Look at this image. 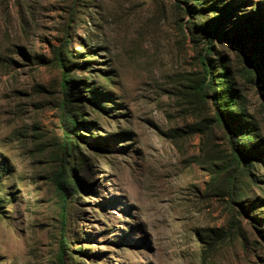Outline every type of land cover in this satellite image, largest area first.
Masks as SVG:
<instances>
[{
    "label": "rangeland",
    "instance_id": "rangeland-1",
    "mask_svg": "<svg viewBox=\"0 0 264 264\" xmlns=\"http://www.w3.org/2000/svg\"><path fill=\"white\" fill-rule=\"evenodd\" d=\"M263 26L264 0H0V264H264Z\"/></svg>",
    "mask_w": 264,
    "mask_h": 264
},
{
    "label": "trees",
    "instance_id": "trees-1",
    "mask_svg": "<svg viewBox=\"0 0 264 264\" xmlns=\"http://www.w3.org/2000/svg\"><path fill=\"white\" fill-rule=\"evenodd\" d=\"M259 30L260 31L257 30L255 33L251 32V36L253 38H257L256 37L257 33H264V26L261 29H259ZM241 40L243 41L242 37L235 39V41H237L238 44H240L239 42ZM213 46H214V43H213L212 40L207 42V49H208V51H210V53L214 51V47ZM251 48L252 49L249 50V51H251L250 53H249V51H247V53H248L247 59H246L247 64L253 71L255 70L257 72L258 79H260V77H259L260 75L264 79V41L256 42ZM254 54H258V55H254ZM263 89H264V86H263ZM230 91H231V89H230ZM230 91H227V97L215 98L214 99V105L216 107L220 106V107L223 108V105H222L223 99L228 100L227 98L233 97L232 94H234V91H231V92ZM67 103H68V101L66 100L60 106V109H61V111H60L61 112V121H62V124H63L64 129H65L66 140H65V142L63 144V147H62V149H63V158H62L63 171L61 172V176L58 178V181H57V187L60 190L61 197L63 199V203L66 202L67 196L69 194L68 185H67V183H65V181L63 179V177L65 178L66 175H67L65 165H67L68 157H69L68 140H69V135L71 134L70 130H69V124L71 125V124H76L77 123V121L74 119V117L71 116L72 114L68 111V104L69 103L68 104ZM224 108H225L224 110H227L226 106ZM222 123L225 125V127L227 129H229L231 131L233 130L234 125H235V121L232 120L231 116H230V118H226V119L222 120ZM241 134H243L242 137H246V134H248V131H242ZM239 147H240V149H243L242 146L238 145V149H239ZM242 152L243 151L241 150L240 153L237 152V154H234V158L240 164H242V162H243L247 166V164H248V159L247 158H249V157H248V155H245V153H242ZM241 160H242V162H241Z\"/></svg>",
    "mask_w": 264,
    "mask_h": 264
}]
</instances>
